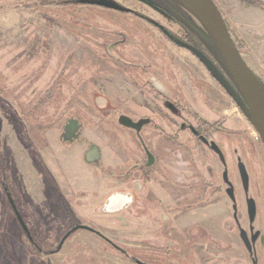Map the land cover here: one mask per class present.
Instances as JSON below:
<instances>
[{"label": "flooded vegetation", "instance_id": "obj_1", "mask_svg": "<svg viewBox=\"0 0 264 264\" xmlns=\"http://www.w3.org/2000/svg\"><path fill=\"white\" fill-rule=\"evenodd\" d=\"M121 1L126 0H102L107 7L95 6L113 15L109 22L113 28L99 29L100 33L87 35H97L102 41L100 46L109 67L115 72L116 65L121 68L118 96L103 100V104L109 105L108 101L119 104L117 111L111 108L115 129L109 128L115 133L122 132L126 141L125 144L119 141L117 154L120 159L104 161V153L98 145L81 141L82 121L78 117L67 118L60 127L58 140L66 147L85 144L81 151L82 162H75L76 174L84 173V167L88 170L86 179L78 178L79 182L73 184L71 192L96 205L103 216L113 218L111 221L117 222L124 231L135 225L136 249L143 256L149 253L153 264L236 261L229 254L232 246L222 240V234L225 232L229 238L239 236L241 244L250 251L251 241L239 230L237 202L252 193V183L250 190L247 170L250 168L245 159L233 161L231 155L229 160L221 140H226L232 154L237 148L236 141L241 140L244 147L250 149L254 144H262L261 140L250 138L246 128L243 133L234 134L227 127L228 122L235 121L227 120L222 114L221 99L216 91L224 92L230 101L231 97L197 56L184 46L202 55L232 88H236L218 59L220 53L205 28L202 27L204 31L199 29L185 15L187 8L176 0L132 1L159 12L161 18L154 19L131 6H124ZM114 5L127 12L108 7ZM115 15H123L124 19L117 22ZM169 45L173 48H168ZM190 58L208 73L218 90L206 81L203 72L189 64ZM246 123L253 128L248 121ZM4 187V198L7 196L17 224L28 245L38 253L29 234V219L21 213L15 196H10L13 194L11 187ZM224 199L232 204L233 214L230 218L225 217L227 224L222 216ZM27 200L31 204V199L27 197ZM250 202L254 205L252 216ZM245 203L246 221L250 223L256 218V204L249 198ZM249 223L242 227H249ZM87 228L90 230L71 232L74 228L70 227L63 235L64 238L70 233L59 251L62 240L50 254L59 253L69 238L79 231L126 254L99 229ZM254 235L252 238L257 239L256 232ZM260 235L259 246L264 247V236ZM127 259L134 264H149L133 256Z\"/></svg>", "mask_w": 264, "mask_h": 264}, {"label": "rangeland", "instance_id": "obj_2", "mask_svg": "<svg viewBox=\"0 0 264 264\" xmlns=\"http://www.w3.org/2000/svg\"><path fill=\"white\" fill-rule=\"evenodd\" d=\"M74 1L0 0V100L7 104L6 107L0 104V156L3 155L2 164L0 160V264H134L127 259L129 256L153 264L149 253L143 256L136 249L135 225L124 231L117 222L111 221L113 218L103 216L96 205L71 192L78 178L86 179L88 173L82 165L84 173L76 174L75 163L82 162L81 151L86 143L98 145L104 153V161H114L120 159L119 141L124 144L126 141L122 132L110 131L115 124L111 108L117 111L119 104L116 101L103 104V100L118 96L121 68L116 65L115 72L109 67L100 46L102 41L97 35H87L113 28L109 23L113 15L95 6H75ZM132 1L121 2L146 16L161 18L155 9H146ZM188 11L185 12L187 18L201 29L202 24ZM115 17L117 22L124 19L123 15ZM245 59L254 71L251 56ZM189 64L203 72L206 81L218 90L208 73L192 58ZM216 95L221 99L222 114L227 120L235 121L228 122L227 127L234 134L243 133L246 128L251 138L253 128L237 106L224 92L216 91ZM12 112L24 126L30 146L19 134ZM69 117H78L83 123L81 141L85 144L82 146L66 147L58 140L60 127ZM221 144L229 160L231 155L233 161L245 159L250 168L246 169L252 193L246 199L255 202L256 218L250 223L246 221V199H240L237 202L239 230L252 243L250 254L239 236L229 238L223 232L222 240L232 246L229 254L236 261L218 264H264V247L259 246L258 238L260 234L264 236V147L254 144L246 149L240 140L236 141L237 148L232 154L225 139ZM3 185L11 187L10 196H15L21 213L29 219V234L38 253L28 245L17 224L7 196L4 198ZM25 195L31 199V204ZM231 206L228 200H223L224 224H227L226 215L230 218L233 214ZM246 223L249 227H242ZM77 226L99 229L126 254L83 231L69 238L59 253L50 254L64 233ZM254 232L257 239L252 238Z\"/></svg>", "mask_w": 264, "mask_h": 264}, {"label": "water", "instance_id": "obj_3", "mask_svg": "<svg viewBox=\"0 0 264 264\" xmlns=\"http://www.w3.org/2000/svg\"><path fill=\"white\" fill-rule=\"evenodd\" d=\"M178 3L187 8L202 24L208 35L217 47L220 60L226 74L234 84L236 90L218 73L216 69L193 48L184 46L190 50L202 64L208 69L212 77L221 85L226 93L231 97L234 104L239 108L250 125L255 129L261 143L264 147V86L261 84L256 75L250 70L244 62L239 50L237 49L226 23L221 15L218 6L213 0H176ZM99 6H106L98 2ZM112 7L121 12L127 10L114 5ZM241 173L244 175L243 168L240 167ZM12 204V203H11ZM14 208V207H13ZM15 215L25 232V226L20 219L18 213L14 209ZM250 216L254 213V205L249 203ZM77 230H90L84 226H77L71 232ZM68 233L61 241L58 251L69 236Z\"/></svg>", "mask_w": 264, "mask_h": 264}, {"label": "crops", "instance_id": "obj_4", "mask_svg": "<svg viewBox=\"0 0 264 264\" xmlns=\"http://www.w3.org/2000/svg\"><path fill=\"white\" fill-rule=\"evenodd\" d=\"M214 1L245 43L253 72L264 77V0Z\"/></svg>", "mask_w": 264, "mask_h": 264}, {"label": "trees", "instance_id": "obj_5", "mask_svg": "<svg viewBox=\"0 0 264 264\" xmlns=\"http://www.w3.org/2000/svg\"><path fill=\"white\" fill-rule=\"evenodd\" d=\"M73 1H74V0H73ZM74 4H75V6H78V5L99 6L97 0H75V1L73 2V5H74ZM49 5H51V4H49ZM220 12H221V11H220ZM221 15H222V17H223V19H224V21H225V23H226V26H227V28H228V30H229V32H230V35H231V37H232V39H233V41H234V43H235L237 49L239 50V52H240V54H241V56H242L244 62H247L245 58H246V56H248L249 54H248V52H247L246 46H245L244 43L241 41L239 35H238V34H237V33L231 28V26H230L228 20L225 18V16L223 15L222 12H221ZM246 64H247V63H246ZM247 66L250 68L249 65H247ZM250 70H251V68H250ZM251 71H252V70H251ZM252 72H253V71H252ZM256 77L259 79V81L261 82V84L264 86V77H259V76H257V75H256ZM0 104H1V106H4V107L7 106V104L5 103V101L2 100V99L0 100ZM12 115H13L14 119H15L16 122H17V127H18V132H19V134H20L22 137L25 138V141H27V144L30 146V145H31V142H30V141L28 140V138H27V134H26V132L24 131V126L22 125L21 121L17 119V115H16L14 112H12ZM28 142H29V143H28ZM0 155H1V154H0ZM2 158H3V155L0 156L1 164H2ZM1 164H0V165H1ZM7 248H8V247H7ZM14 249H15V247H14Z\"/></svg>", "mask_w": 264, "mask_h": 264}, {"label": "built area", "instance_id": "obj_6", "mask_svg": "<svg viewBox=\"0 0 264 264\" xmlns=\"http://www.w3.org/2000/svg\"><path fill=\"white\" fill-rule=\"evenodd\" d=\"M251 137L253 139H255V140H258L259 139V136H258V134L256 133V131L254 129H252Z\"/></svg>", "mask_w": 264, "mask_h": 264}]
</instances>
